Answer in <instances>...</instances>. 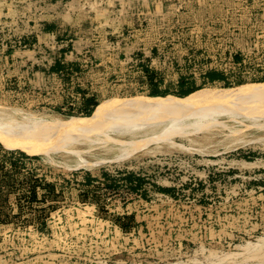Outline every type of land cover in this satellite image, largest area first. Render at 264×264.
<instances>
[{
  "label": "rangeland",
  "instance_id": "1",
  "mask_svg": "<svg viewBox=\"0 0 264 264\" xmlns=\"http://www.w3.org/2000/svg\"><path fill=\"white\" fill-rule=\"evenodd\" d=\"M253 83H264V0H0L11 126L30 112L67 120L110 98ZM234 106L135 112L134 130H112L127 117L101 134L71 129L48 153L0 138V264H264V103L250 116Z\"/></svg>",
  "mask_w": 264,
  "mask_h": 264
},
{
  "label": "bare ground",
  "instance_id": "2",
  "mask_svg": "<svg viewBox=\"0 0 264 264\" xmlns=\"http://www.w3.org/2000/svg\"><path fill=\"white\" fill-rule=\"evenodd\" d=\"M227 103H231V105H240V106H243L244 104V108L245 110L242 111V107H239L241 108L240 110L242 112H244V115H248V113L246 114V109H247V105L248 106H255V105H260L262 104L263 106V103H264V83H253V84H247V85H243V86H237V87H211V88H204V89H201V90H198L196 91L195 93H193L191 96L189 97H178V96H163V95H155V96H129V97H117V98H110V99H107V100H102L101 103L98 104V106L96 107V109L94 110V113L90 116H84V117H74V118H70V119H67V120H64V119H61L60 117L56 116V115H50V114H35V113H31L30 114H21L23 115V120L22 122L19 124V125H15V126H11L12 121H8L2 118H0V138L2 139V141H5L7 144L9 145H13V146H19V147H22L26 150H29V151H32V152H42V151H46L47 150H50L51 147L54 148V145L52 146V143L55 142V140H57L56 138H60L62 139L61 137H64L65 134H67V131L69 132L72 131L73 129H76V130H84L83 128H90V129H99V125H101L103 122H106V121H112L114 122L116 120V118H119V117H127L128 120L127 122H123L121 121L120 124H116V123H113L114 125H111L112 127V130L114 129H119V131L121 132L122 130L120 129H124V130H134L135 127H130L128 126L129 122H131L130 118H131V114L132 113H141V116H146V115H154V114H157V113H163V117H171L172 115H175L174 117L176 118V115H182V113L185 114V112H192L190 116H193L192 114L195 113V116H204V115H201L199 111L201 110H205L206 108H210V106L212 105H217V106H224V105H227ZM258 105V107H260ZM207 106V107H206ZM251 106V107H252ZM206 107V108H205ZM231 107V106H230ZM228 106V108H230ZM235 107V106H234ZM237 107V108H238ZM251 107H248L249 108V111L250 110H254V107L253 109ZM256 107V106H255ZM256 107V108H258ZM208 108V109H209ZM216 109H218L217 107H214ZM226 107L225 110L228 109ZM236 108V107H235ZM236 108V110H238ZM251 108V109H250ZM264 108V107H263ZM263 108L262 110L261 107H260V111H263ZM213 109V108H212ZM215 109V110H216ZM224 109H221V110H224ZM231 109H234V108H231ZM214 110V111H215ZM235 110V109H234ZM235 110V112H236ZM239 110V111H240ZM256 110V109H255ZM202 111V112H203ZM207 111V110H206ZM209 111V110H208ZM213 111V112H214ZM218 111V110H217ZM220 111V110H219ZM229 111V109H228ZM231 111V110H230ZM229 111V112H230ZM233 111V110H232ZM240 111V112H241ZM247 111V112H249ZM258 111V110H257ZM256 111V112H257ZM258 111V113L260 112ZM2 112V109L0 108V113ZM20 113V110L19 108H17L15 111H14V114L16 115L17 113ZM187 112V114H188ZM199 112V113H198ZM212 112V110H210V113ZM224 112V111H222ZM227 111H225L226 113ZM234 112V111H233ZM232 112V113H233ZM239 112V113H240ZM241 112V113H242ZM255 112V111H254ZM135 113V114H136ZM198 113V115L196 114ZM206 113V112H205ZM209 113V114H210ZM237 112V114H239ZM258 113L256 114L257 117H258ZM262 113V112H260ZM259 113V114H260ZM160 114V115H161ZM186 114V115H187ZM221 114V113H220ZM161 115V116H162ZM180 115V116H181ZM189 115V114H188ZM206 115H208L206 113ZM213 115V114H211ZM210 115V116H211ZM215 115V114H214ZM217 115H219L217 113ZM236 115V114H235ZM243 115V113L241 114ZM261 115V114H260ZM264 115V114H262ZM178 116V118H180L179 120H182L181 117ZM184 116V115H183ZM189 116V117H190ZM250 116V114L248 115ZM21 117V116H20ZM188 117V116H187ZM185 117V119L187 118ZM188 117V118H189ZM212 117V116H211ZM256 117V116H255ZM254 116H252V119L255 118ZM256 117V118H257ZM260 117V116H259ZM262 117V116H261ZM177 118V120H178ZM183 118V117H182ZM245 118V117H244ZM249 118V117H248ZM163 119V118H162ZM161 119V120H162ZM165 119V118H164ZM170 119V118H169ZM198 119V118H197ZM232 119H234L232 117ZM241 119V118H240ZM243 119V118H242ZM246 119V118H245ZM259 119V118H258ZM18 120V119H17ZM17 120H14V121H17ZM176 120V121H177ZM184 120V119H183ZM196 120V119H195ZM203 120H205V118H203ZM208 119H206V122H207ZM214 120V119H213ZM217 119H215V122H216ZM255 120V119H254ZM257 120V119H256ZM19 121V120H18ZM119 121V120H118ZM141 121V120H140ZM163 121V120H162ZM197 121V120H196ZM200 121V120H199ZM237 121V119H236ZM238 121H240L238 119ZM120 122V121H119ZM156 122H157V119H156ZM159 122V121H158ZM174 122V121H173ZM171 121V123L169 122L168 124L169 125H172L173 123ZM178 122V121H177ZM201 122V121H200ZM208 122H210V120H208ZM204 123L201 122L203 125V127H206L210 126V124L212 123L214 125L215 122H211V123ZM241 122V121H240ZM244 122V121H243ZM253 122V121H252ZM9 123H10V126H9ZM15 123H18V122H15ZM151 123V122H150ZM155 123V122H154ZM181 123V122H180ZM192 123V122H191ZM198 123V122H197ZM223 123V121L221 122V124ZM258 123V122H256ZM261 123H264V122H261ZM107 124V123H106ZM110 123H108V126H109ZM207 124V125H206ZM211 124V125H212ZM215 124H218V120H217V123ZM243 124V123H242ZM247 124V123H246ZM245 124V125H246ZM250 124V123H249ZM131 125V124H130ZM165 125V124H163ZM178 125V124H177ZM182 124H180L179 127H181ZM250 125H254V123L250 124ZM258 126L261 125L260 123L257 124ZM256 125V126H257ZM20 126V127H19ZM107 126V127H108ZM133 126V124H132ZM135 126V125H134ZM141 126V125H140ZM168 126V125H167ZM183 126V125H182ZM188 126H191V125H188ZM194 126V125H193ZM202 126V125H200ZM227 126L226 123H224V127ZM229 126V125H228ZM104 127V126H103ZM110 127V126H109ZM166 127V126H165ZM164 127V129H165ZM170 127V126H168ZM175 126L173 125L172 130ZM178 127V128H179ZM202 127V128H203ZM264 127V125H263ZM58 128H60L59 132H56V129L58 130ZM106 128V127H105ZM170 128V129H171ZM176 128V127H175ZM174 128V129H175ZM197 128V127H196ZM194 128V130H198ZM199 128V127H198ZM202 128H199V129H202ZM217 128V127H216ZM72 129V130H71ZM93 129V130H94ZM107 129V128H106ZM111 129V128H110ZM81 130V131H82ZM87 130V129H86ZM92 130V131H93ZM96 130L95 131V135H96ZM97 130V131H99ZM101 130H104L103 128ZM100 130V131H101ZM193 130V129H192ZM191 130V131H192ZM193 130V131H194ZM231 130V129H229ZM75 131V130H74ZM73 131V132H74ZM93 131V132H94ZM97 132V133H100L101 132ZM108 131V129H107ZM105 131V133L107 132ZM167 130H165L166 132ZM187 131V130H186ZM78 132V131H77ZM76 132V133H77ZM80 132V131H79ZM87 133V131H85ZM85 132H81V133H85ZM91 132V130H90ZM92 132V133H93ZM110 132V131H109ZM126 132V131H125ZM129 132V131H128ZM164 132V133H165ZM171 131H168V134L165 133V135L167 134V136L170 133ZM190 132V131H188ZM232 133V131H230ZM235 132V131H234ZM233 132V133H234ZM240 132V131H239ZM81 133L79 134V136L81 135ZM104 133V132H103ZM102 133V134H103ZM104 133V134H105ZM174 133V132H173ZM186 133V132H185ZM230 133V134H231ZM56 134V135H55ZM70 134V132L68 133ZM73 134V133H72ZM78 134V133H77ZM88 134V133H87ZM163 134V132H162ZM175 134V133H174ZM184 134V133H183ZM190 134V133H189ZM226 134V132H225ZM55 135V136H53ZM71 135V134H70ZM107 135V133L105 134ZM152 135V134H151ZM154 135L157 136V134L154 133ZM161 135V133H160ZM165 135L163 136V138H165ZM229 135V134H227ZM226 135V136H227ZM53 138H52V137ZM78 136V135H77ZM83 136V135H82ZM80 136V137H82ZM166 136V138H167ZM86 137V136H85ZM89 137V136H87ZM97 137V136H95ZM100 137V136H99ZM102 137V136H101ZM146 137V136H144ZM149 137V135L147 136ZM155 137V136H154ZM55 138V139H54ZM67 138V137H66ZM91 138V137H89ZM105 138V137H104ZM114 138V137H113ZM142 137H140L139 139L137 138V140L139 141ZM151 138V137H150ZM157 138V137H156ZM163 138H161L163 140ZM52 139V140H51ZM94 139V138H92ZM117 139V138H116ZM119 139V138H118ZM143 139V138H142ZM158 139H159V136H158ZM169 139H170V135H169ZM168 139V141H169ZM88 140V139H87ZM90 140V139H89ZM97 140V139H96ZM96 140H93V141H96ZM101 140V139H98V141ZM108 140V139H107ZM106 140V141H107ZM115 140V139H113ZM121 140V139H120ZM134 140V139H132ZM131 140V141H132ZM135 139V143L133 142H129V140H127L128 143H132L131 145L133 144H136V141ZM144 140V139H143ZM145 140H148V141H152V138L151 139H145ZM154 140V138H153ZM157 141V139H155ZM167 140V139H166ZM242 140V139H241ZM253 140V139H252ZM68 141V140H67ZM65 141V142H67ZM76 141V140H75ZM92 141V142H93ZM105 141V140H104ZM123 141V139H122ZM150 141V142H151ZM173 141V140H171ZM236 141V140H235ZM248 141V139H247ZM84 142V141H83ZM118 142V140H117ZM140 142V141H139ZM142 142V141H141ZM147 142V141H146ZM145 142V143H146ZM174 142V141H173ZM60 143V142H59ZM63 143V142H62ZM107 143V142H106ZM121 143V142H120ZM127 143V144H128ZM138 143V142H137ZM123 144V143H121ZM126 144V143H125ZM140 144V143H139ZM144 144V142H143ZM229 144V143H228ZM51 145V146H50ZM56 145V144H55ZM142 145V143L140 144V146ZM59 146V145H57ZM61 146V145H60ZM144 147V145H142ZM180 146V144H179ZM183 145H181L180 147H182ZM124 147H127V146H124ZM135 147V146H134ZM17 148V147H16ZM57 148V147H55ZM123 148V147H121ZM128 148V147H127ZM126 148V149H127ZM129 148H132V147H129ZM136 148H140L138 145ZM69 149V148H68ZM124 149V148H123ZM122 149V150H123ZM55 151V149H53ZM70 150V149H69ZM68 150V151H69ZM83 150V149H81ZM136 149H134L135 151ZM76 151V150H75ZM88 151V150H87ZM124 151V150H123ZM127 150H125L126 152ZM71 152V150H70ZM74 152V151H72ZM124 152V153H125ZM129 152V151H128ZM48 153V152H47ZM46 153V154H47ZM78 152H76L75 154H77ZM131 153V151H130ZM133 153V152H132ZM123 154V153H122ZM129 153L125 154V155H128ZM50 156V155H49ZM120 157V156H119ZM117 157V160L118 158ZM121 157H123V155H121ZM121 157L119 159H121ZM82 158V157H81ZM116 158V157H115ZM97 159V158H96ZM109 159V158H108ZM113 159V158H112ZM50 160V159H49ZM115 160V159H114ZM52 161V160H51ZM50 161V162H51ZM87 161V160H86ZM94 161V160H93ZM97 161V160H96ZM99 161V160H98ZM112 161V160H111ZM84 162H85V159H84ZM100 162V161H99ZM87 163V162H85ZM89 163V161H88ZM56 164V162H55ZM91 164V163H89ZM96 164V163H95ZM62 165V164H61ZM76 165V164H75ZM81 165V164H80ZM66 166V165H65ZM78 167V166H76Z\"/></svg>",
  "mask_w": 264,
  "mask_h": 264
}]
</instances>
